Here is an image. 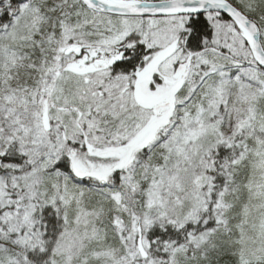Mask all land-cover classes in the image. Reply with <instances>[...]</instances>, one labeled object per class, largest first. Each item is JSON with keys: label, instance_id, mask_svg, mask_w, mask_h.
Returning a JSON list of instances; mask_svg holds the SVG:
<instances>
[{"label": "snow or ice", "instance_id": "6c2138e0", "mask_svg": "<svg viewBox=\"0 0 264 264\" xmlns=\"http://www.w3.org/2000/svg\"><path fill=\"white\" fill-rule=\"evenodd\" d=\"M0 264H264V0H0Z\"/></svg>", "mask_w": 264, "mask_h": 264}]
</instances>
